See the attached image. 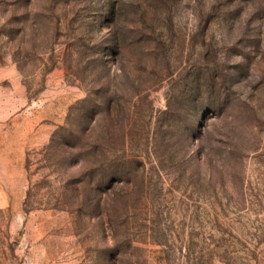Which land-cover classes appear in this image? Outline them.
<instances>
[{
  "label": "rangeland",
  "instance_id": "rangeland-1",
  "mask_svg": "<svg viewBox=\"0 0 264 264\" xmlns=\"http://www.w3.org/2000/svg\"><path fill=\"white\" fill-rule=\"evenodd\" d=\"M0 264H264V0H0Z\"/></svg>",
  "mask_w": 264,
  "mask_h": 264
}]
</instances>
